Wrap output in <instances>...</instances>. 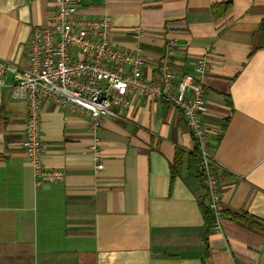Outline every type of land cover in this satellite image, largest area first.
<instances>
[{
	"label": "crops",
	"instance_id": "crops-1",
	"mask_svg": "<svg viewBox=\"0 0 264 264\" xmlns=\"http://www.w3.org/2000/svg\"><path fill=\"white\" fill-rule=\"evenodd\" d=\"M54 9L55 0H0V60L10 64L0 86V264H202L207 252L212 264H264V48L255 49L264 0H82L78 8L109 20L111 41L143 56L146 77L156 76L169 38L178 40L181 72L209 53L203 121L223 217L207 240L196 141L167 100L130 91L95 132L85 113L43 101V164L65 176L37 184L14 69L28 66L34 27L49 24Z\"/></svg>",
	"mask_w": 264,
	"mask_h": 264
},
{
	"label": "built area",
	"instance_id": "built-area-1",
	"mask_svg": "<svg viewBox=\"0 0 264 264\" xmlns=\"http://www.w3.org/2000/svg\"><path fill=\"white\" fill-rule=\"evenodd\" d=\"M82 0H55L49 24L36 25L29 40V64L15 68L14 87L27 102L23 145L35 170L37 184L61 180L65 172L43 164L41 109L52 101L88 115L95 132L104 117L129 102V92L163 99L179 108L196 141L198 169L204 173L208 206L214 214L212 229L221 230L219 170L212 153L211 137L203 121L207 111L204 77L210 67L209 53L200 56L193 70L181 72L174 64L176 38H169L155 77L144 75L145 59L116 46L107 19L78 15ZM10 64L0 60V86ZM98 164L97 168H102Z\"/></svg>",
	"mask_w": 264,
	"mask_h": 264
},
{
	"label": "trees",
	"instance_id": "trees-1",
	"mask_svg": "<svg viewBox=\"0 0 264 264\" xmlns=\"http://www.w3.org/2000/svg\"><path fill=\"white\" fill-rule=\"evenodd\" d=\"M228 7H229V4H228ZM262 48H264V18L260 22V26H259V29H258V41H257L256 46H255V49H262ZM196 151H197V149H196ZM180 152L181 151L177 152L178 153L177 154L178 160L176 158V163H178V161H179V153ZM196 154H197L196 165H195V168H194L193 171L198 176L201 184L206 186L205 175H204V173H202L198 169V166H197V164H198V153L196 152ZM176 163L172 166V168H173V170H172L173 176L176 173V167H177ZM202 208H203L202 212H203L204 219H205V236H206V240H207V235L212 230V226H213V223H214V214H213L211 208L208 205H204ZM222 212H223V210H222ZM234 219H237L238 221L246 223L248 225H253L254 226V224H255V223L253 224V222H251L252 220H250L247 216H244V215H241V214H234ZM202 264H212L208 252L204 256V258L202 260Z\"/></svg>",
	"mask_w": 264,
	"mask_h": 264
}]
</instances>
